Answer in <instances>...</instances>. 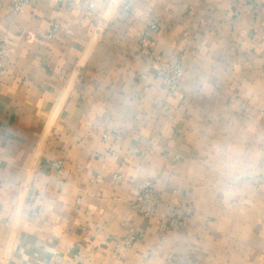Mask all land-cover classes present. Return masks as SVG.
Wrapping results in <instances>:
<instances>
[{
	"label": "crops",
	"instance_id": "obj_1",
	"mask_svg": "<svg viewBox=\"0 0 264 264\" xmlns=\"http://www.w3.org/2000/svg\"><path fill=\"white\" fill-rule=\"evenodd\" d=\"M0 45V264H264V0H0Z\"/></svg>",
	"mask_w": 264,
	"mask_h": 264
},
{
	"label": "built area",
	"instance_id": "obj_2",
	"mask_svg": "<svg viewBox=\"0 0 264 264\" xmlns=\"http://www.w3.org/2000/svg\"><path fill=\"white\" fill-rule=\"evenodd\" d=\"M34 0H12V13L14 15H19L24 11V8L32 3ZM239 2L240 0H234ZM92 4H89V8ZM150 30L155 32L157 27L152 25ZM56 31V24H52L49 30V36L53 37ZM149 32L145 31L143 36L146 37ZM4 53L2 46L0 45V70H1V58ZM142 53L146 56L149 62L155 67L156 76L161 79L163 84L167 87L168 91L175 92L178 87L180 80L183 75V68L179 62L165 61L162 57L155 53V51L150 46H145L142 48ZM58 103H63V97H59ZM54 167H59L60 162L53 163ZM159 197L150 183L144 186L132 202V207L145 218H155L157 215V203ZM160 226L163 227L164 223L160 222ZM132 237H127L125 239V245L131 243Z\"/></svg>",
	"mask_w": 264,
	"mask_h": 264
}]
</instances>
